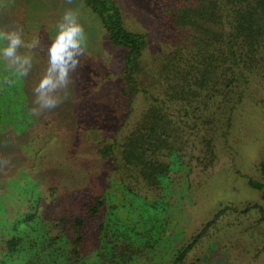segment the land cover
I'll use <instances>...</instances> for the list:
<instances>
[{
  "label": "rangeland",
  "instance_id": "rangeland-1",
  "mask_svg": "<svg viewBox=\"0 0 264 264\" xmlns=\"http://www.w3.org/2000/svg\"><path fill=\"white\" fill-rule=\"evenodd\" d=\"M112 1L129 31L147 35L139 87L165 98L155 57L173 44L164 11L174 0ZM68 9L78 12L85 29V55L63 102L36 117L33 88L47 65L49 37ZM12 28L22 29L26 46H35L20 49L32 56L33 67L10 85L3 80L11 73L0 62V249L15 220L34 205L30 196L45 198L51 188L54 211L66 217H83L101 196L108 226L118 222L140 232L148 221L150 235L135 243L151 245L132 264H173V254L216 216L211 236L185 264H264V196L248 186L264 184V78L251 82L231 130L224 136L219 125L209 149L203 140L210 132L192 127L183 104L167 102L170 169L150 190L120 158L125 137L149 104L144 94L121 99L125 50L106 41L98 18L80 0H0V30ZM105 146H112L107 158L99 154Z\"/></svg>",
  "mask_w": 264,
  "mask_h": 264
},
{
  "label": "trees",
  "instance_id": "trees-1",
  "mask_svg": "<svg viewBox=\"0 0 264 264\" xmlns=\"http://www.w3.org/2000/svg\"><path fill=\"white\" fill-rule=\"evenodd\" d=\"M80 1L98 18L106 41L125 50L121 99L128 100L129 94L146 96L148 108L125 137L120 158L148 189H158L159 178L170 169L166 153L172 151L173 122L168 119L165 104H183V117L193 123L192 127L210 132L203 140L209 149L219 125L224 136L231 130L234 113L247 99L251 82L264 78V0L172 1L164 13L175 38L167 52L155 57L165 98L153 97L139 87L137 77L147 35L125 27L114 1ZM111 153L112 146L99 151L103 158ZM248 186L264 196V184L248 181ZM46 193L49 195L45 198L42 193L30 196L35 198L34 205L15 220L6 239H2L0 264H132L151 245H147L148 240L142 247L135 243L143 239L142 235H150L148 221L143 222L140 232L118 222L105 224L101 196L94 197L83 217H66L51 205L55 191L50 188ZM259 212L263 214L260 208ZM217 218L173 254V264H185L189 254L211 236L209 231ZM89 243H93L91 257L86 253Z\"/></svg>",
  "mask_w": 264,
  "mask_h": 264
},
{
  "label": "clouds",
  "instance_id": "clouds-1",
  "mask_svg": "<svg viewBox=\"0 0 264 264\" xmlns=\"http://www.w3.org/2000/svg\"><path fill=\"white\" fill-rule=\"evenodd\" d=\"M46 49L47 65L33 88L31 115L39 117L45 110H51L64 100V93L73 81V74L81 66L85 55L87 36L79 22L78 12L68 9L63 12L54 26V34L49 37ZM25 45L22 29L0 30V62L6 66L11 76L3 80L5 85L15 82L13 78L27 76L33 67V58L20 52Z\"/></svg>",
  "mask_w": 264,
  "mask_h": 264
}]
</instances>
